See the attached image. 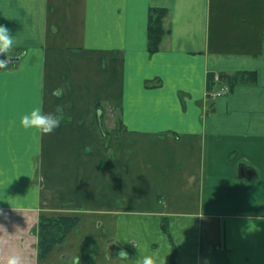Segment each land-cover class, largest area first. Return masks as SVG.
I'll return each instance as SVG.
<instances>
[{
    "label": "crops",
    "instance_id": "obj_1",
    "mask_svg": "<svg viewBox=\"0 0 264 264\" xmlns=\"http://www.w3.org/2000/svg\"><path fill=\"white\" fill-rule=\"evenodd\" d=\"M0 25L17 40L0 68L2 260L84 264L90 238L94 264H264V0H0ZM37 104L60 106L53 132L20 124ZM41 216L78 218L43 258Z\"/></svg>",
    "mask_w": 264,
    "mask_h": 264
},
{
    "label": "trees",
    "instance_id": "obj_2",
    "mask_svg": "<svg viewBox=\"0 0 264 264\" xmlns=\"http://www.w3.org/2000/svg\"><path fill=\"white\" fill-rule=\"evenodd\" d=\"M166 15L167 9L165 8L151 9L148 28V49L151 53L158 51L160 48L165 35L163 19ZM77 222L78 218L73 216H41L35 230L39 237V257H45L56 243L63 241ZM95 244L92 239L86 238L82 256L84 264H94V257L97 251Z\"/></svg>",
    "mask_w": 264,
    "mask_h": 264
},
{
    "label": "clouds",
    "instance_id": "obj_3",
    "mask_svg": "<svg viewBox=\"0 0 264 264\" xmlns=\"http://www.w3.org/2000/svg\"><path fill=\"white\" fill-rule=\"evenodd\" d=\"M17 40L10 29L4 25H0V54H7V57L0 58V68L6 67L11 63L10 50L16 45ZM60 106H57L56 112H45L42 107L37 104L30 110L22 113L20 116V124L24 128L36 129L40 133H51L61 124V116L59 115ZM119 256L127 257V251H121ZM167 256L159 254L140 255L136 259V264H166ZM0 264H20V257L12 255L6 258L5 261H0Z\"/></svg>",
    "mask_w": 264,
    "mask_h": 264
},
{
    "label": "rangeland",
    "instance_id": "obj_4",
    "mask_svg": "<svg viewBox=\"0 0 264 264\" xmlns=\"http://www.w3.org/2000/svg\"><path fill=\"white\" fill-rule=\"evenodd\" d=\"M39 223V222H38ZM36 235H37V245H36V249H37V253H38V257H39V248H38V241H39V237H38V234H37V232H36ZM13 251V254L12 255H16V256H18V257H20V262H26V260H27V253L29 252V249H28V251L26 250V249H24L23 251L21 250V249H16V248H14V250H12ZM25 251H26V253H25ZM4 258V256H1L0 255V261H5V260H2Z\"/></svg>",
    "mask_w": 264,
    "mask_h": 264
},
{
    "label": "built area",
    "instance_id": "obj_5",
    "mask_svg": "<svg viewBox=\"0 0 264 264\" xmlns=\"http://www.w3.org/2000/svg\"><path fill=\"white\" fill-rule=\"evenodd\" d=\"M216 80L220 81V78L218 77ZM229 90H230L229 85L228 84H224L220 88H218L217 90L210 91L209 95H211L213 97H218V96L227 94L229 92Z\"/></svg>",
    "mask_w": 264,
    "mask_h": 264
},
{
    "label": "water",
    "instance_id": "obj_6",
    "mask_svg": "<svg viewBox=\"0 0 264 264\" xmlns=\"http://www.w3.org/2000/svg\"><path fill=\"white\" fill-rule=\"evenodd\" d=\"M7 57V54H0V58H5ZM16 60L15 57H11V62H14ZM241 169H244L246 171V174L244 175L245 177H252L255 174V170L253 168H248V167H243ZM243 171V170H242ZM243 171V172H245ZM251 179V178H249Z\"/></svg>",
    "mask_w": 264,
    "mask_h": 264
}]
</instances>
